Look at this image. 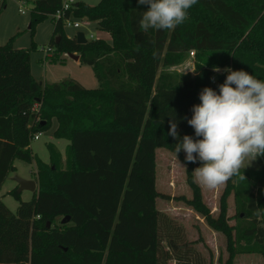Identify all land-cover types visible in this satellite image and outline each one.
Here are the masks:
<instances>
[{
	"label": "trees",
	"instance_id": "16d2710c",
	"mask_svg": "<svg viewBox=\"0 0 264 264\" xmlns=\"http://www.w3.org/2000/svg\"><path fill=\"white\" fill-rule=\"evenodd\" d=\"M24 1L31 6L30 28L60 5ZM4 7L5 2L0 11ZM147 7L137 0L79 1L72 16L95 22L110 43L96 38L78 44L53 22L50 43L57 53H79L81 63L92 68L96 88L74 79L39 81L27 49L13 48L10 40L0 45V187L15 171V159L31 162L33 135L48 130L53 119V137L69 142L64 159L48 143L50 163L36 160L38 188L31 200H21L16 188L10 191L19 201L15 214L0 199V264H205L182 226L156 208L158 197L171 198L155 187L158 147L186 164L192 196L177 198L227 236L230 256L224 264H232L239 251L264 254V156L256 159L259 169L240 171L234 184L227 181L214 216L194 182L197 164L187 162L183 151L176 155L178 140L169 135L175 119L181 140L198 139L184 118H191L203 88L219 94L227 73L215 74L214 66L264 80V0H198L174 30L145 32L139 21ZM190 50L193 76L174 79L160 72L181 63ZM232 188L238 218L249 219L236 227V240L225 214ZM65 215L68 223L53 225Z\"/></svg>",
	"mask_w": 264,
	"mask_h": 264
},
{
	"label": "rangeland",
	"instance_id": "374dc122",
	"mask_svg": "<svg viewBox=\"0 0 264 264\" xmlns=\"http://www.w3.org/2000/svg\"><path fill=\"white\" fill-rule=\"evenodd\" d=\"M87 4H97L100 0H79ZM5 2V7L0 11V45L6 44L9 40L11 45L16 49H27L29 52V64L33 77L43 82H57L65 78H73L86 88H96L99 83L95 78L92 68L86 64H75L73 60L65 53H57L54 45L50 43L53 34V21L50 17L33 23L31 22V6L21 0H1ZM19 8L23 9L21 13ZM82 24L79 28L64 26V33L73 37L77 31H82L86 39L100 38L111 42L108 32L98 28L97 24L85 18L78 19ZM51 47V52L46 53L43 49ZM64 58V63H62ZM195 53L191 56L186 54L184 60L173 66L161 67L160 72H168L174 79H186L194 74ZM225 68V67H224ZM221 68V69H224ZM215 74L217 72H214ZM56 127V120L53 119L51 127L42 131L37 140H31L29 145L33 159L31 162H25L20 159L14 160L15 171L9 173L0 188V198L5 206L12 212L16 213L19 201H17L9 191L17 186L14 177L22 179L34 178L37 170L36 160L39 159L49 164L51 157L48 149V143H54L57 150L65 158V145L68 143L65 139H56L52 133ZM264 159V158H263ZM197 167L201 166L197 161ZM248 164V161H245ZM249 169L257 170L259 165L257 160L252 161L247 167L241 168L240 171ZM235 176L231 178V184H234ZM198 184V183H197ZM202 200L210 209V212L217 216L220 210V197L227 186V182L214 188L209 189L200 184ZM155 187L160 193L169 195L170 199L158 197L156 199V208L169 217H172L180 224L184 230V237L187 241L194 242V249L203 259L205 264H224L230 256L229 243L227 236L222 232L212 230L204 219L194 211L183 200L177 197L190 198L192 191L186 181V164L180 161L169 150L158 147L155 150ZM258 188H254L257 193ZM35 193L23 190L20 193L21 200L29 201ZM235 189H230L225 201V214L228 217V224L234 227L231 239L236 240V227L244 225L247 220L241 221L238 218L239 208L236 204ZM244 217V214H241ZM61 218L57 217L53 223L54 226H60ZM211 234V235H210ZM212 236V237H210ZM234 249H238V242L233 244ZM241 246V245H240ZM232 264H264V254L236 252L232 257Z\"/></svg>",
	"mask_w": 264,
	"mask_h": 264
},
{
	"label": "clouds",
	"instance_id": "9594fccd",
	"mask_svg": "<svg viewBox=\"0 0 264 264\" xmlns=\"http://www.w3.org/2000/svg\"><path fill=\"white\" fill-rule=\"evenodd\" d=\"M197 2L137 0L138 6H148L139 21L140 28L145 32L150 28L174 30L188 19V10ZM156 55L154 51L153 58ZM212 70L227 73L218 85L219 94L210 87L203 88L199 93L201 102L192 106L191 118H184L198 139L184 135L181 140L177 122H169V135L178 140L176 155L183 151L187 162H200L201 166L193 170L194 182L209 189L224 184L241 168L264 156V80L227 66H214ZM212 80L215 82V77Z\"/></svg>",
	"mask_w": 264,
	"mask_h": 264
},
{
	"label": "built area",
	"instance_id": "2783aa9c",
	"mask_svg": "<svg viewBox=\"0 0 264 264\" xmlns=\"http://www.w3.org/2000/svg\"><path fill=\"white\" fill-rule=\"evenodd\" d=\"M79 0H60L59 7L51 14H49V17L54 23H61L62 26H68L73 28H79L81 26V22L78 20V18H75L72 16L73 10L75 9L76 5L78 4ZM1 3V0H0ZM19 11L21 13L24 12L23 9L19 8ZM85 35V34H84ZM92 39V35H90ZM86 37V36H85ZM88 40V39H87ZM46 53L51 52V47H47L46 49H43ZM191 56L194 54L193 50H190L188 52ZM38 105L35 104L33 107V110H37ZM40 133H36L33 135L32 140H37L39 138ZM263 164H264V159Z\"/></svg>",
	"mask_w": 264,
	"mask_h": 264
},
{
	"label": "water",
	"instance_id": "95a60500",
	"mask_svg": "<svg viewBox=\"0 0 264 264\" xmlns=\"http://www.w3.org/2000/svg\"><path fill=\"white\" fill-rule=\"evenodd\" d=\"M59 36L56 37V42L58 41ZM75 40L78 44H84L88 40L86 39L84 33L82 31H77L75 35ZM69 57H71L74 60H77L79 58L78 55L74 53H68ZM14 180L17 183L16 191L18 193H21L23 190H28L34 192L36 190V182L33 179H22L20 177H14ZM70 221V216L65 215L61 218V224H66ZM47 226H50V222H47ZM66 250V248H64Z\"/></svg>",
	"mask_w": 264,
	"mask_h": 264
},
{
	"label": "crops",
	"instance_id": "0c3cea01",
	"mask_svg": "<svg viewBox=\"0 0 264 264\" xmlns=\"http://www.w3.org/2000/svg\"><path fill=\"white\" fill-rule=\"evenodd\" d=\"M21 1H24V0H21ZM91 5V4H90ZM77 33V32H76ZM76 35V34H75ZM75 35L73 36V37H70V38H75ZM69 37V36H68ZM110 43V42H109ZM66 54V53H65ZM74 54H76V55H78L79 56V53H77V52H75ZM80 57V56H79ZM71 58V57H70ZM72 59V58H71ZM73 60V62L75 63V64H83V63H81V61H80V58H78L77 60H74V59H72ZM64 58H62V63H64ZM87 65V64H86ZM91 67V66H90ZM31 70V69H30ZM65 79H73V78H65ZM61 80H63V79H61ZM75 80V79H74ZM58 82V81H57ZM53 122V121H52ZM56 126H57V122H56ZM56 128V127H55ZM54 128V129H55ZM54 131V130H53ZM69 143V142H68ZM67 143V144H68ZM67 144L65 145V149H66V146H67ZM64 152H65V150H64ZM62 155V154H61ZM16 169V168H15ZM14 172V171H13ZM11 173V172H10ZM9 175V174H8ZM7 175V176H8ZM35 177H36V175H35ZM6 179V178H5ZM30 179H33L34 181H35V179L34 178H30ZM5 181V180H4ZM36 182V181H35ZM2 186V185H1ZM36 186H37V183H36ZM1 188V187H0ZM15 188H17V186L15 187ZM14 189V188H13ZM12 189V190H13ZM36 190H37V187H36ZM36 190L34 191V192H36ZM11 191V190H10ZM10 191H9V194H10ZM1 199V198H0ZM211 235V234H210ZM210 237H212V236H210Z\"/></svg>",
	"mask_w": 264,
	"mask_h": 264
}]
</instances>
